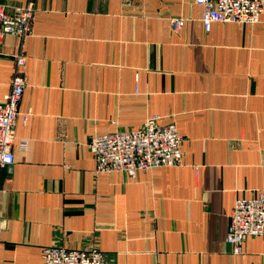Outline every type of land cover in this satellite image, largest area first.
I'll return each mask as SVG.
<instances>
[{
  "label": "crops",
  "instance_id": "obj_1",
  "mask_svg": "<svg viewBox=\"0 0 264 264\" xmlns=\"http://www.w3.org/2000/svg\"><path fill=\"white\" fill-rule=\"evenodd\" d=\"M0 4L34 10L26 36L0 41V101L17 54L27 78L0 171V264H42L49 247L105 264H264V238L240 255L226 243L234 202L264 192V13L206 32L194 0ZM152 116L175 125L182 165L97 174L89 138Z\"/></svg>",
  "mask_w": 264,
  "mask_h": 264
},
{
  "label": "built area",
  "instance_id": "obj_2",
  "mask_svg": "<svg viewBox=\"0 0 264 264\" xmlns=\"http://www.w3.org/2000/svg\"><path fill=\"white\" fill-rule=\"evenodd\" d=\"M194 1L202 9L201 23L206 32L214 23L255 25L264 13V0ZM33 11L29 5L8 12L0 4V41L7 34L20 39L26 36ZM170 26L173 31H178L184 26V21L172 19ZM14 61L10 90L0 101V171L15 162L11 150L16 140L14 125L27 86L25 57L17 54ZM159 120V117L152 116L140 128L90 137L88 148L95 159V172L125 173L134 179L139 172L182 165V139L175 125H162ZM24 145L20 142V147ZM258 237L264 238V192L234 202L226 243L234 255H240L245 241ZM41 257L42 264H105V255L97 249L76 251L49 247L42 251Z\"/></svg>",
  "mask_w": 264,
  "mask_h": 264
}]
</instances>
